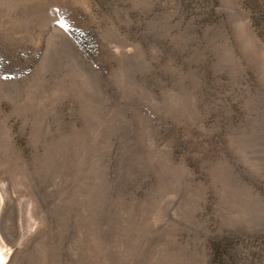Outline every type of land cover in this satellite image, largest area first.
<instances>
[{
  "label": "rangeland",
  "instance_id": "374dc122",
  "mask_svg": "<svg viewBox=\"0 0 264 264\" xmlns=\"http://www.w3.org/2000/svg\"><path fill=\"white\" fill-rule=\"evenodd\" d=\"M3 264H264V0H0Z\"/></svg>",
  "mask_w": 264,
  "mask_h": 264
},
{
  "label": "bare ground",
  "instance_id": "6f19581e",
  "mask_svg": "<svg viewBox=\"0 0 264 264\" xmlns=\"http://www.w3.org/2000/svg\"><path fill=\"white\" fill-rule=\"evenodd\" d=\"M6 249L4 247H0V264H3L6 260Z\"/></svg>",
  "mask_w": 264,
  "mask_h": 264
}]
</instances>
